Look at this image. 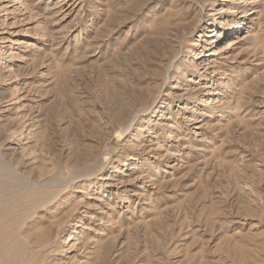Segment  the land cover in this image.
Listing matches in <instances>:
<instances>
[{
    "label": "rangeland",
    "instance_id": "rangeland-1",
    "mask_svg": "<svg viewBox=\"0 0 264 264\" xmlns=\"http://www.w3.org/2000/svg\"><path fill=\"white\" fill-rule=\"evenodd\" d=\"M0 178L3 254L264 264V0H0Z\"/></svg>",
    "mask_w": 264,
    "mask_h": 264
},
{
    "label": "bare ground",
    "instance_id": "bare-ground-1",
    "mask_svg": "<svg viewBox=\"0 0 264 264\" xmlns=\"http://www.w3.org/2000/svg\"><path fill=\"white\" fill-rule=\"evenodd\" d=\"M240 1V0H239ZM173 26H175V25H173ZM240 25H237L236 26V28L238 29V27H239ZM171 28V27H170ZM164 29H166L165 27H164ZM163 29V30H164ZM173 29V28H172ZM176 30V29H175ZM167 31H168V29H167ZM177 31V30H176ZM164 33V32H163ZM171 33H173V32H171ZM177 32H175V34H176ZM168 34H170L169 33V31H168ZM174 34V35H175ZM173 35V36H174ZM172 36V37H173ZM177 36V35H176ZM217 36V39H219V38H222L221 36H222V34H221V31H207L206 33H205V37H207L208 39L209 38H214V37H216ZM172 37H171V39L170 40H174V39H172ZM168 39V38H167ZM208 39L207 40H204L203 39V41L204 42H208ZM178 40V39H177ZM164 41V40H163ZM166 42H168V40L166 41ZM172 43V42H171ZM164 44H165V42H164ZM199 44V43H198ZM164 47H165V45H164ZM200 47H201V45H200ZM3 50V49H2ZM168 53V52H167ZM195 54V56H194V60H197L196 62H192L191 63V65H193V64H200V62H201V59L203 58V57H206V56H208V52H203L202 50H200L198 53L197 52H194ZM3 54H6V51H4L3 53H2V55H1V57L3 56ZM169 55H170V53H169ZM160 56H161V54H160ZM165 57V56H164ZM171 57V56H170ZM167 58H168V55H167ZM156 59V58H155ZM162 59V58H161ZM161 59H160V61H161ZM157 61H159V59H156ZM164 60V59H163ZM156 61V62H157ZM199 61V62H198ZM149 62V61H148ZM155 62V63H156ZM163 62V61H162ZM154 63V64H155ZM158 63V62H157ZM159 67L162 69V67L160 66V64H159ZM196 67V66H195ZM198 67H196V69H197ZM200 69V68H199ZM188 70H190V69H187V71ZM161 72V71H160ZM163 72V71H162ZM162 74V73H161ZM161 74H159V72L158 73H151V74H149L147 77L145 76L144 77V75L142 76V75H140V74H138L137 76H136V84L134 85V86H131V85H128L127 87H125L124 88V90H123V93L125 94L124 96V99H123V101L125 100V98H126V100L127 101H137L138 99H139V97L140 96H142V99L143 100H145V102H144V105H146V106H148L147 104H149L151 101H150V99L152 98L151 97V95H153L154 93H155V91H157V86L154 88V89H151V88H149V87H146V86H143V87H141L140 86V84H142L143 82H146L148 79H156L157 78V76H160ZM161 77V76H160ZM202 80H205V79H202ZM195 82V80H193V79H189L188 80V82ZM199 82V81H198ZM159 86V85H158ZM159 88V87H158ZM157 93V92H156ZM151 94V95H150ZM123 98V97H122ZM154 98V97H153ZM142 102V103H143ZM121 104H122V100H121V102H120ZM119 134V133H118ZM1 164H2V162H1ZM3 165V164H2ZM2 168V167H1ZM2 171V170H1ZM3 172V171H2ZM5 183H6V180L4 179V178H0V212L4 209L5 210V206H4V204L6 203L5 202V188H3L4 186H5ZM5 190V191H4ZM7 194V193H6ZM8 198V197H7ZM16 201L17 200H15L14 202V204L13 205H15L16 206ZM5 202V203H4ZM12 202H13V200H12ZM19 202V201H18ZM11 203V201L9 200V202L7 203V204H10ZM38 203L40 204V205H42V204H44V201H38ZM28 204V203H27ZM26 204V205H27ZM6 205V204H5ZM12 205V204H11ZM18 205V204H17ZM8 206V208H11V210H16L14 207H13V209H12V207H9V205H7ZM19 206H21V204H20V202H19ZM8 208L6 207V210L5 211H9L8 210ZM4 210H3V212H4ZM10 210V211H11ZM9 211V212H10ZM13 212H15V211H13ZM12 212V213H13ZM16 212H17V210H16ZM15 212V213H16ZM11 213V214H12ZM4 214V213H3ZM10 214V215H11ZM14 214V213H13ZM5 215H8V214H5ZM17 215V214H16ZM0 220H2L1 218H3L4 216H2V212H1V214H0ZM5 217H7V216H5ZM4 217V218H5ZM10 217V216H9ZM3 218V219H4ZM12 218H13V216H12ZM6 219V218H5ZM4 219V220H5ZM14 219V218H13ZM12 220V219H11ZM3 221V220H2ZM7 221V220H6ZM4 224V223H3ZM2 226V225H1ZM77 226V224L75 225V227ZM74 227H70L69 229L71 230L70 232L72 233V232H74L75 231V229H73ZM12 234V233H11ZM11 234L9 233V235L11 236ZM9 235H7V236H9ZM0 238H2V236L0 237ZM10 239V238H9ZM9 239H4V240H6V242L5 243H7V240L9 241ZM13 238H11L10 239V242H11V240H12ZM67 239H70V237H68ZM1 240V239H0ZM14 241H15V239H14ZM1 242V241H0ZM4 243V242H3ZM16 243V242H15ZM15 243H13V244H11V245H8L9 247V251L7 252V253H2L1 251H0V253H2L3 255H0V263L1 264H38V262H37V260L36 261H31L30 259H29V257H28V255L30 254V253H28L27 255H25V257L22 259V257L21 256H17L16 254H15V252L14 251H16V250H18V249H14V244ZM3 246L5 245V244H2ZM1 244H0V246H2ZM12 246V247H11ZM0 248H2V247H0ZM4 250H6V249H4ZM20 251V250H19ZM22 253V252H21ZM18 255H20V254H18ZM15 256H17V257H19V258H17V257H15ZM29 256H31V255H29ZM33 257V256H32ZM31 258V257H30ZM33 259V258H32Z\"/></svg>",
    "mask_w": 264,
    "mask_h": 264
}]
</instances>
